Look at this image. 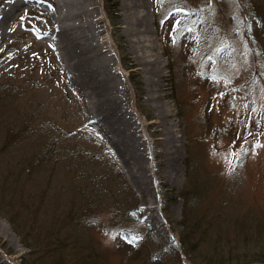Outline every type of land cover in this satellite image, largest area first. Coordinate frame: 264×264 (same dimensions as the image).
Segmentation results:
<instances>
[{
    "label": "rangeland",
    "instance_id": "1",
    "mask_svg": "<svg viewBox=\"0 0 264 264\" xmlns=\"http://www.w3.org/2000/svg\"><path fill=\"white\" fill-rule=\"evenodd\" d=\"M142 1L144 28L137 24L142 11L135 16L126 8L127 0H112L114 16L111 9L106 13L105 0H0V12L8 7L7 10H12L11 29L2 30L0 40V91L5 90L9 96H3L9 109L0 107V149L7 145L4 158L0 157V167L6 158L10 167H16L17 157L13 155L19 147L16 138H32L27 137L26 129L48 131L37 133L39 136L58 127L55 135H64L65 143L60 138L62 141L56 148L60 145L64 150L80 151V161L86 164L84 172L90 169L93 173L96 168L102 172L104 167L98 161L104 157L111 161L113 175H119L125 184L122 201L128 208L126 224L119 227L126 234V242L124 235L112 237L99 230L109 218L103 200L97 204L99 207L86 208L84 216L75 212L73 218L69 216L72 231L88 230L84 239L99 253L98 259L89 257V248L79 245L80 240L86 243L83 235L77 237L79 234L74 233L69 240L70 229L68 235L67 231L63 233L62 241L57 240L58 236L43 239L36 246L37 252L30 247V240L13 233L0 215V264H37L32 257L36 253L45 259H41L42 263L53 261L56 256L52 251L59 243L67 245L60 248L61 264H177L172 250L180 252L179 236L183 228L178 224L182 221L183 207L181 198L175 195L187 188V165L203 186L200 205L193 214L207 216L204 227L211 217L212 221L232 215L231 218L249 216L264 221V63L255 64L252 52L254 44L260 43L252 34L264 31V25L260 24L261 16L251 14L264 0ZM67 7H80L79 14L84 17L78 14L76 19H64L63 10ZM114 17L116 29L111 23ZM57 21L63 29L74 27L80 35L87 32L92 35L97 52L88 46V58L98 73L102 69L105 72L99 74V81L112 82L113 93L110 95L107 90L106 94L110 99L108 106L119 105L126 115L128 124L120 121L121 113L119 121L128 132L131 148L137 146L141 150L133 155L147 185L146 192L137 191L131 180L133 169L111 149V142L102 132L107 124L102 119L98 121L99 114H94L96 122L87 115L94 101L85 99L82 90H77L74 81L77 78L74 83L69 78L77 76L85 84L82 70L75 61L65 63V67L57 61L65 53L59 45H50L57 43L50 37ZM258 51L264 53L262 46ZM169 54L173 63L171 74L165 57ZM153 68L156 76L149 75ZM150 83L155 86L154 91ZM243 83V89L235 90ZM163 114L171 125L178 149L177 155L168 158H164L160 144L166 133ZM63 158L74 160L72 154ZM53 162L64 163L51 157L43 164ZM87 183L79 182L77 186ZM42 189L43 195L51 196L44 186ZM2 206L4 213L6 208L12 214L19 211L18 222L32 228L34 233L46 232V220L57 215L59 209V203L42 208L36 217L32 209L21 211L19 206L10 209ZM152 218L160 219L162 224L155 226ZM250 224L241 225L251 231ZM50 227L55 232L56 223ZM234 235L235 231L229 235V246L223 242L222 249L237 244L239 239L232 240ZM48 243L52 244L49 252L52 260ZM132 248L136 257L131 254ZM159 249L166 252H158ZM260 250L264 252V235L259 237L257 249H251L263 263L264 257L255 254ZM179 258L182 264H188L186 258Z\"/></svg>",
    "mask_w": 264,
    "mask_h": 264
},
{
    "label": "trees",
    "instance_id": "2",
    "mask_svg": "<svg viewBox=\"0 0 264 264\" xmlns=\"http://www.w3.org/2000/svg\"><path fill=\"white\" fill-rule=\"evenodd\" d=\"M104 6L107 14L110 11L109 9H111V15H115L112 0H105ZM258 6H260V8L258 7V9H254V12H251V14L253 17L257 15L261 16L262 22L264 23V2L260 1ZM111 21L114 29H116V17L111 19ZM263 23H260L262 27L264 25ZM261 35H264V31L262 30H257L256 33L252 34V36H255L260 42H256L252 48L255 58L264 56V53L260 54V51H258L259 47L262 46V51L264 52V37L262 38L263 40H260ZM165 57L168 61L167 70L171 74L173 72L171 56L169 54ZM254 63L262 64L264 63V59H254ZM244 86L245 84L243 83L242 85L236 87L235 90L239 88L243 89ZM4 92L5 90L0 91V107H7L9 109L7 106L8 103H5L6 99H3V96H8V93ZM2 113L7 114L3 111ZM27 120L28 119H26L25 122ZM58 131L59 128L56 127L49 134L37 136V133L39 132L48 133V131L39 130V128L31 131L26 129L25 132L27 133L26 135H28L27 137L32 136V138H29L28 140H25V137L22 136L16 138V143L19 145L17 150L18 152L13 153V155L17 157V162H15L16 167H10V160L7 158L4 159L7 161L3 162V166L0 167V201L3 203H0V215L6 219L11 229H13V233H16L20 239L26 237L30 240L32 244L30 247L34 248L35 251L37 250L38 252L39 247L36 246H38L43 239H46V237L47 240H49L52 236H58L59 239L57 237V240H64L62 239L63 233L67 231L68 235V230L70 229L69 226L71 222L69 220V216L70 219L73 218L74 212L80 213L84 216L87 212L86 208H93L94 205H96L95 207H99L97 204H99L100 200H103L102 203L105 202L107 205V215L109 218L107 221L105 219V225L103 227L101 226L99 230H103L105 234L112 237L121 235L123 238L124 235V241L126 234L122 233L119 227L126 224L125 213L128 212V208L126 207L127 204L125 205V202L122 201V196L125 192V184L122 178L119 175H113L114 173L110 170L111 167H113L111 161L109 159L107 160L105 157L104 159L98 161V164L104 167L102 168V172L97 171V168L93 173H90V169H86L87 172H84L86 164L80 161V151L73 149L64 150V147H61L60 145L58 149L56 148L60 141L63 140L65 143L64 135H55ZM6 149L7 145L1 146L0 157L4 158L2 154ZM66 154H72L74 156V160L70 161V159L66 160V158H63ZM51 157L59 158L63 160L64 163L55 164L53 162V165L43 164L45 160H50ZM189 168L190 167L187 165L188 180L186 183L187 188L184 190L186 192L180 191L178 195H175L177 198H181L182 200L183 217L182 221L178 225L181 226L183 230L180 232L181 235L179 236V248L182 256L186 258L185 263L231 264L234 262H243L240 264H254L260 262L261 260L256 259L257 257H254L253 253H251V249H257L259 237L264 235V221L255 220V218H250L249 216L231 218L233 215L225 220L220 218L217 221H212L213 218L211 217L207 219V226L204 227V223L206 222L204 220L207 216L202 214H193L194 211H197V208L200 205L201 198L199 195L203 190V186L195 179L193 171ZM74 180H78V183H88L87 185L78 187V183H73ZM60 185L64 187V191L61 190ZM42 186L45 187V190H48L51 196L43 195L44 190L42 189ZM68 197H70L72 201L70 199L68 201ZM58 203V213L56 212L57 215H51V217L46 220L48 228H46V232L44 231V233L41 231L34 233L32 228H25L23 224H20L18 222L19 217L17 216L19 215V211L12 214L6 208V213L2 212L5 211V208L2 205L8 206L9 209L15 205L17 207L19 206L21 211L32 209L35 213L33 215L39 217L42 208H48L49 206ZM77 206L82 208L79 210ZM245 222H249V224L251 223V231L242 227L243 225L241 224H245ZM55 223L56 228L55 232H53L50 226ZM89 223L94 224L93 221H90ZM86 225L88 226L87 223ZM209 229L212 230V233H207ZM70 230L72 231V229ZM127 230L128 227L125 231L127 232ZM87 231L88 230L85 229L77 232L72 231V234L69 236V240L72 239L71 237L74 233L79 234L77 237H81L83 234L86 235ZM132 231L133 229H131V232ZM234 231L235 235L232 240L239 239L237 244L232 243L231 249H228V247L225 250L222 249L223 242L226 246H229L231 238L229 235H231ZM238 233H240V235L237 237L236 235ZM84 238L85 236L83 235V239ZM84 241L86 243H82L80 240L79 245L88 247V256L94 257L93 259H98L100 257L99 253L95 249L94 251L91 249L88 241L85 239ZM249 241H252V244L249 245ZM51 245V243H48V255L52 260V253H49L51 252ZM59 245L60 246L56 247L52 251L56 256L53 261H45L42 263L41 259L44 258L39 256L38 253L33 254L32 257L35 261H37V264H61L62 257L60 248L67 245H63L61 243H59ZM119 245H121V243H119ZM157 251L161 253L166 252L163 249H159ZM158 252H156L157 255L159 254ZM172 252L174 253V257L177 259L176 263L182 264V262L179 261L181 260L179 258L180 255L176 254L174 251ZM132 253H134V255ZM258 253L264 257V252L260 250L255 254ZM131 254L134 257L137 256L133 248L131 249ZM82 264H85V262Z\"/></svg>",
    "mask_w": 264,
    "mask_h": 264
},
{
    "label": "bare ground",
    "instance_id": "3",
    "mask_svg": "<svg viewBox=\"0 0 264 264\" xmlns=\"http://www.w3.org/2000/svg\"><path fill=\"white\" fill-rule=\"evenodd\" d=\"M64 3L63 5H65ZM126 8L128 10H131L136 16V14H140L142 11V15L139 16L138 20L139 22L137 23L138 26L141 27H146V15L143 14V11H145V5L142 0H127ZM10 8V7H8ZM8 8L3 9L0 12V40H1V31L5 30V32L9 31L11 29V14L12 10L10 9L7 10ZM14 8V7H13ZM79 10L81 12L82 9H77V8H65L64 11V19H70V18H77L79 14ZM79 16L82 18L84 17L83 14H79ZM51 40L56 41L57 43L55 44H50L52 47L59 45L61 47V50H64L65 53L59 58L57 61L59 64L63 65L65 67V63H69L70 61H75V65L77 68L81 69L83 72V77L85 79V84L84 81L80 82V78L77 76H69L70 73L68 72V76L70 78V81L74 83L76 82L77 90H82L81 94L84 96L85 99L89 101H94L93 105H89L88 110H87V115H89V118L93 121L96 122V119L94 118V114H99L98 115V121L101 119L107 124L106 128L102 132L105 134L107 137V140L111 142V149L114 151L115 155L119 156L121 160H123V163L131 168L130 170L133 169V175L131 180L134 182L136 185L137 191L141 192H146L147 190V185L145 184L144 178L140 175V168L138 167L137 164V159L134 157L135 152L141 153V150L136 146H131L129 145L127 141V136L126 134L128 132H125L123 127L120 124V121L125 122L128 124L126 120V115L124 112H121L119 105H115L116 108H110L108 105L109 103V97L106 96L107 90L110 91V95H112L114 88L112 85V82L110 79H108L109 84H102L98 77L99 74H104L105 72L99 71L97 72V69L94 68L92 61L90 58H88V52L89 48L91 50H94L97 52L96 48V43L92 39V35H90L88 32L85 34L80 35L77 29L74 27L70 28H61L59 22H54L53 23V32H51ZM89 46V48H88ZM91 52V51H90ZM67 69V67H66ZM74 69L71 68L72 74L75 75L73 72ZM156 70L153 68V70L149 71V75L156 76ZM107 76V75H105ZM77 78V79H74ZM74 79V81H73ZM79 79V81H78ZM152 90L154 91V85L150 83L149 85ZM162 112V107L160 108ZM165 110V108H163ZM117 111V112H116ZM121 113V120L119 121V115ZM164 120H166L167 116L166 114H163ZM163 120V121H164ZM98 124V123H97ZM164 124V131L166 132L163 134L164 139L162 140L161 148L162 152L164 153V158L170 157L172 154L177 155L178 154V149L176 145V140L174 137V134L172 133L171 130V125L166 122ZM159 125V124H158ZM170 128L169 132L166 130ZM114 142L116 143V146L114 145ZM113 143V144H112ZM155 226H159L162 224L160 222V219L157 221V219L152 218L151 221Z\"/></svg>",
    "mask_w": 264,
    "mask_h": 264
},
{
    "label": "snow or ice",
    "instance_id": "4",
    "mask_svg": "<svg viewBox=\"0 0 264 264\" xmlns=\"http://www.w3.org/2000/svg\"><path fill=\"white\" fill-rule=\"evenodd\" d=\"M177 10L179 11V10H181V9H177ZM179 23H180V22H179V21H177V26L179 25Z\"/></svg>",
    "mask_w": 264,
    "mask_h": 264
}]
</instances>
